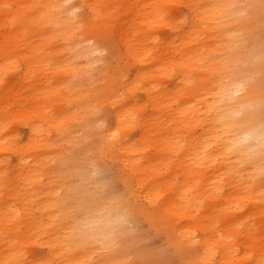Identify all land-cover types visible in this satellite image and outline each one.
Listing matches in <instances>:
<instances>
[{"label":"bare ground","instance_id":"obj_1","mask_svg":"<svg viewBox=\"0 0 264 264\" xmlns=\"http://www.w3.org/2000/svg\"><path fill=\"white\" fill-rule=\"evenodd\" d=\"M260 31L264 0H0V264H170L144 220L264 264Z\"/></svg>","mask_w":264,"mask_h":264},{"label":"rangeland","instance_id":"obj_2","mask_svg":"<svg viewBox=\"0 0 264 264\" xmlns=\"http://www.w3.org/2000/svg\"><path fill=\"white\" fill-rule=\"evenodd\" d=\"M262 32L260 31V43L261 46H259V36L258 39H253V45H258L260 51H255V61L257 63V69L258 71L254 74V79H256V84L260 83L261 85L264 86V52L262 51V48L264 47V39L261 38ZM114 51L111 48L109 52H105L104 56H106V59L108 62H113L115 63V57H114ZM104 63V61H103ZM97 71L95 72L94 77L97 79ZM208 99V98H206ZM20 129L25 132V126L20 125ZM13 159V158H12ZM100 161V171L103 175L104 180L112 185L114 180L120 175L119 172H122L120 167L110 161L109 159L106 158H99ZM118 193V192H117ZM247 199L246 202V208L248 209H254L256 206H258V203L254 198L252 197H246ZM142 223V234L147 238V246L146 250L147 251H156V252H161L163 258L169 262L170 264H183V259L181 256L177 255L174 252V246L170 244L167 240V237L163 235V233L160 232H154L153 227L150 226L149 222L147 220H144Z\"/></svg>","mask_w":264,"mask_h":264}]
</instances>
